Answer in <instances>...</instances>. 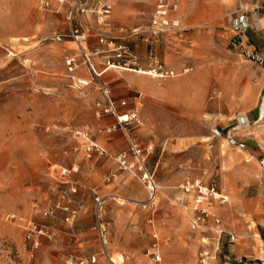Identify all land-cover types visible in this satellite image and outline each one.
I'll return each mask as SVG.
<instances>
[{
    "label": "rangeland",
    "instance_id": "374dc122",
    "mask_svg": "<svg viewBox=\"0 0 264 264\" xmlns=\"http://www.w3.org/2000/svg\"><path fill=\"white\" fill-rule=\"evenodd\" d=\"M178 1L185 37L172 35L161 42L154 58L178 67L186 64L191 71L170 78L138 73L144 88L123 108L139 111L141 123L131 126L130 133L146 149L159 180L158 205L151 208L145 205L143 183L121 173L115 162V155L128 147L125 132H108L116 118L98 116L97 104L104 99L100 85L115 100L118 82L106 74L93 79L72 39H52L68 31L65 15L40 10L31 0H0V264H66L68 252L96 251L98 195L104 199L109 252L116 264H226V254L264 256L261 239L253 236L264 233V64L231 43L235 0H226L221 21L194 25L188 24L190 12L202 20L215 18L220 6L210 9L206 4L217 0ZM138 7L143 20L136 26L148 24L152 7ZM261 18L264 14H252L251 22L257 25ZM90 20L96 24L94 17ZM109 20L104 27L113 32L112 15ZM122 27L121 34L113 35L130 44L134 27ZM68 54L77 57L73 69L66 62ZM80 78L92 81L80 86ZM85 128L107 145L108 157L84 154L74 131ZM113 171L117 177L108 181ZM196 178L215 183L229 196L228 203L214 201L212 206L227 231L220 241L214 227L190 228L186 206L193 197L182 185ZM71 185L78 189L74 199L84 204L74 226L60 210L44 215ZM11 213L24 222L47 224L56 236H42L41 245L32 250L25 224L8 219ZM152 214L163 256L158 263L151 254ZM73 231L83 244L71 241ZM230 232L236 234L231 243Z\"/></svg>",
    "mask_w": 264,
    "mask_h": 264
},
{
    "label": "built area",
    "instance_id": "2783aa9c",
    "mask_svg": "<svg viewBox=\"0 0 264 264\" xmlns=\"http://www.w3.org/2000/svg\"><path fill=\"white\" fill-rule=\"evenodd\" d=\"M35 2L40 10L43 11H60L64 5H67V20L69 21V29L65 33L55 34L52 39L57 41H64L69 37L79 47V54L84 59L93 79L99 80L102 74L98 71L97 62L102 59L106 68L123 69L134 72L148 74L158 78H170L181 74L189 73L192 67H184L178 71L174 66H170L164 61L149 57L150 61L147 65L143 64V57L138 52H135L129 43L118 40L116 37L101 32L97 35L98 44L91 48L87 45L89 40V29L84 27L81 22L77 20L78 15H82L92 10L99 19L104 15L109 14L112 6L108 2L100 3V5L91 7L86 3V0H31ZM156 7L151 16V31L152 32H172L181 31L184 29L182 20L173 15L179 9V4L174 0H156ZM238 5L231 11V23L235 29L234 37L232 38V45L237 48L240 53L245 55L260 65L264 64V54L258 50L253 49L247 39L245 33L251 27L252 14H264V0H258L255 3H250L249 0H237ZM148 40L149 37H146ZM67 64L73 69L77 63V57L68 54L66 56ZM92 80L84 78L78 79L80 86L87 85ZM100 90L104 94V99L97 104L99 108L98 116L105 114H112L116 120L113 124L108 126L106 130L113 132L117 129H122L128 139V147L115 155V162L118 164V170L122 173H129L134 175L138 180H141L147 191L146 206L154 208L158 205V193L160 189L159 180H157L156 173L150 169L147 162L146 149L140 144L130 133L131 126H136L141 123V116L137 109L129 108L125 110L118 109L115 100L111 97L110 89L102 84ZM123 106L127 105V101H121ZM95 132L92 129H77L74 131V136L78 140L84 154L89 158L104 159L110 155V151L105 145H101L95 138ZM149 152V151H148ZM262 171L264 172V158L260 161ZM117 177V172L113 171L107 180L111 181ZM185 193L193 197V216L191 218V229L193 231L203 229L206 227H214L219 232V241L226 229L222 227V218L219 214L212 211L214 201L219 204H226L229 202V196L224 194L215 183L206 184L202 179L196 178L194 181H188L182 185ZM78 191L75 185H71L69 189L62 190L57 201L47 210L44 211L45 216H54L55 211H62V218L64 221L74 226L78 217L84 210L82 201L74 199L73 195ZM95 216L97 217L94 226L97 235L99 236V251L98 254H92L84 257L71 254L67 257V264H98L99 255L103 256L105 262L103 264H116L109 252L110 235L109 229L104 217V199L101 196H96ZM126 199H124L125 202ZM10 220L17 221L20 219L25 229V237L27 242H30L31 249L38 248L42 243V236H47L52 239L56 236L55 232L50 229L47 224H38L35 221L24 222V219L19 218L17 213H11L7 217ZM154 243L151 248V254L155 262H160L163 258L162 251H160L159 234L154 232ZM230 243L236 240L234 232L228 233ZM263 242L264 249V235L258 234ZM71 241L81 243V238L77 236L76 232L71 233ZM219 245L217 246V249ZM226 264H264V256L260 257H236L233 254H226Z\"/></svg>",
    "mask_w": 264,
    "mask_h": 264
},
{
    "label": "crops",
    "instance_id": "0c3cea01",
    "mask_svg": "<svg viewBox=\"0 0 264 264\" xmlns=\"http://www.w3.org/2000/svg\"><path fill=\"white\" fill-rule=\"evenodd\" d=\"M179 4V9L173 13L174 16L180 18L182 20L183 23V18H181L180 16V10H181V6L178 0H174ZM258 0H249L250 3H255ZM104 2H108L111 4L112 6V10L109 14L104 15V17L102 19H99V17L92 11H88L86 13H83L82 15H78L77 20L79 22L82 23V25H84V27H86L87 29H89L90 35H89V40L87 42V45L91 48L97 46L98 44V38L97 35L101 32H105L109 35L114 36L113 34H121L122 30L124 29L123 24H126L129 27H134L136 26V24H138L141 20H143V18H140L139 16V12L141 11V8H139V4L141 5H146L148 7H152L153 11L150 14V21L148 24L146 25H137L136 27H134L133 29H131L130 31V36L133 37V39L131 40L130 46L131 48L135 51L138 52L140 55H142L143 57V64L147 65L148 62L147 58L150 55V57H154V55L157 53L161 42H168L169 38L172 35L178 36L182 39H184V33L185 31H187V28L184 27L183 30L181 31H172V32H152L151 31V16L154 12V9L156 7V0H86V3H88L89 6H91L92 8L95 6L100 5V3H104ZM137 5V6H136ZM208 5V7L211 9L212 6L214 7L215 5L220 6L221 11L219 14H214L213 17L215 18H208L206 20H202L199 18L200 15H198L195 12H190V14L188 15V24L191 23V25L197 24V23H201V22H206L208 20L210 21H221V14L223 13V10L225 7H227V2L222 1V0H217L214 2H208L206 4V6ZM238 5V1L235 0V3L232 7V10ZM67 5H64L60 11H55V10H51L48 12H54V13H59V14H63L65 15V19L67 20ZM231 10V11H232ZM112 15V20L113 23L115 25V29L113 32H109L106 30V28L104 26H107L110 22V17ZM256 15V14H255ZM257 16V15H256ZM94 17L95 23L94 24L90 18ZM231 17V15H230ZM232 20V17H231ZM259 23L257 25H251V27L248 29L249 31H247L245 34V38L247 39L249 45L255 49L258 50L259 52H263L264 54V18L258 19ZM97 21V22H96ZM252 21V18H251ZM232 24V23H231ZM68 26H69V21H68ZM69 28V27H68ZM233 28V26H232ZM233 32L235 33V29L233 28ZM234 35V34H233ZM115 37V36H114ZM146 37H149V39L147 40ZM100 60H98V69L99 72L102 75H107L108 77L112 76L114 78V82H118V84L116 85V91L117 94H115V102H117V107L118 109L123 110L124 107L121 104V101L126 100L127 102L129 100L133 99V94L135 92H138L139 90H141L142 88H144V80L141 77V75H139L137 72V74L133 73L134 71L129 72L130 70H115L112 68H106L104 65L100 64L99 62ZM165 63H167L170 66H174L178 71H181L184 67H186V64H183L182 66L178 67L174 64H170L167 61H164ZM115 86V87H116ZM105 121H111L114 119L115 116H113L112 114H105ZM112 115V116H111ZM114 123V122H113ZM112 123V124H113ZM111 125V124H110ZM109 125V126H110ZM118 140L121 138L120 134H117ZM96 138V135H95ZM97 139V138H96ZM98 141V140H97ZM99 142V141H98ZM100 143V142H99ZM101 144V143H100ZM113 144V143H112ZM103 145V144H101ZM243 144H241L242 146ZM107 147V145H105ZM108 149V147H107ZM109 150V149H108ZM261 161V160H260ZM138 179V178H137ZM141 181V180H140ZM228 196V195H227ZM191 205L190 206H186V210L187 213L190 215V228H191V218L193 216V199L190 201ZM218 203V202H217ZM152 217L149 220V223L152 226V229L154 227L157 228V225L155 223V216L152 214ZM192 230V229H191ZM193 231V230H192ZM156 232V230L153 229V233ZM258 234L264 235V233H254L253 236L254 237H259ZM260 238V237H259ZM261 239V238H260ZM262 241V240H261ZM79 244H83V240L81 241V243ZM263 244V242H262ZM99 251V246L98 249L96 251H93L91 253H89V255L92 254H98ZM71 254H75L78 256H88L80 251H76L73 250L71 252H68L65 255V263L67 264L66 260L67 257ZM216 257V256H215ZM253 257H260V256H253ZM99 262L98 264H103L105 262V259L103 258V256L99 255L98 257Z\"/></svg>",
    "mask_w": 264,
    "mask_h": 264
},
{
    "label": "bare ground",
    "instance_id": "6f19581e",
    "mask_svg": "<svg viewBox=\"0 0 264 264\" xmlns=\"http://www.w3.org/2000/svg\"><path fill=\"white\" fill-rule=\"evenodd\" d=\"M144 73V72H143ZM146 74V73H145Z\"/></svg>",
    "mask_w": 264,
    "mask_h": 264
}]
</instances>
